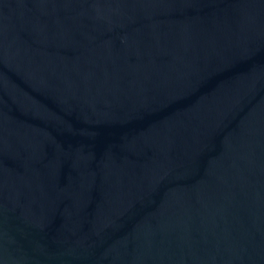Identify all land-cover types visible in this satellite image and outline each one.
<instances>
[{"label": "water", "instance_id": "95a60500", "mask_svg": "<svg viewBox=\"0 0 264 264\" xmlns=\"http://www.w3.org/2000/svg\"><path fill=\"white\" fill-rule=\"evenodd\" d=\"M0 264H264V47Z\"/></svg>", "mask_w": 264, "mask_h": 264}]
</instances>
